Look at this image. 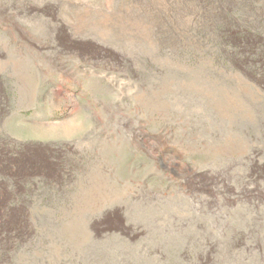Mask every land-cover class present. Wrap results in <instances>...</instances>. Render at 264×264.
<instances>
[{
	"label": "rangeland",
	"instance_id": "374dc122",
	"mask_svg": "<svg viewBox=\"0 0 264 264\" xmlns=\"http://www.w3.org/2000/svg\"><path fill=\"white\" fill-rule=\"evenodd\" d=\"M0 264H264V0H0Z\"/></svg>",
	"mask_w": 264,
	"mask_h": 264
},
{
	"label": "bare ground",
	"instance_id": "6f19581e",
	"mask_svg": "<svg viewBox=\"0 0 264 264\" xmlns=\"http://www.w3.org/2000/svg\"><path fill=\"white\" fill-rule=\"evenodd\" d=\"M245 35V33L244 32H239V31H233V32H231V33H229V36H233V37H236V38H238V37H241V36H244Z\"/></svg>",
	"mask_w": 264,
	"mask_h": 264
}]
</instances>
